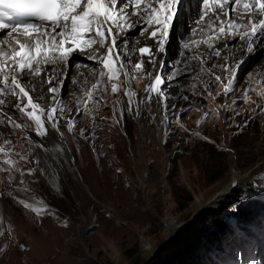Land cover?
I'll return each instance as SVG.
<instances>
[{
    "label": "rangeland",
    "instance_id": "374dc122",
    "mask_svg": "<svg viewBox=\"0 0 264 264\" xmlns=\"http://www.w3.org/2000/svg\"><path fill=\"white\" fill-rule=\"evenodd\" d=\"M181 4L163 52L147 32L141 35L142 23L119 31L128 69L143 63L112 81L117 92L107 74L100 76L106 70L88 58L89 49L57 68L62 83L54 117L76 177L56 164L62 160L49 131L40 136L17 110V98L8 96L9 106L0 110L6 130H0V264H170L178 248L203 232L217 238L211 264H264V35L246 53L250 38L216 39L215 33L219 55H213L189 38L200 12L186 0ZM145 46L154 62L136 51ZM156 75L164 81L162 95L148 103L156 115L145 117L141 129L133 110L141 109ZM52 84L57 87L56 80ZM48 86L39 85L45 89L41 98L33 94L44 113L54 101ZM252 169L239 190L216 198L231 186L234 172L243 178ZM217 218L223 219L222 232L213 233L214 226L206 231ZM173 221L177 227L168 232Z\"/></svg>",
    "mask_w": 264,
    "mask_h": 264
},
{
    "label": "snow or ice",
    "instance_id": "6c2138e0",
    "mask_svg": "<svg viewBox=\"0 0 264 264\" xmlns=\"http://www.w3.org/2000/svg\"><path fill=\"white\" fill-rule=\"evenodd\" d=\"M181 3L182 0H0V95L16 97L17 110L32 120L41 135L46 134L45 121L55 126L53 114L57 109L45 114L25 87L24 76L41 75L42 68L52 66L49 72L44 73V83L51 85L53 80L57 81V87H49V93L55 100L54 94L62 83V74L57 75L55 66L65 63L77 50L82 53L90 49L88 58L98 61L106 70L100 76L107 74L111 90L115 93L118 87L112 81L119 80L121 74L130 76L131 72L141 70L143 63L141 60L131 71L128 69L129 54L121 53L118 48L119 31L131 29L137 22L142 23L141 35L147 32L148 38L154 40L156 47L163 52ZM231 12H236L238 18L232 19ZM133 17L136 18L134 21ZM225 17H228L227 25ZM206 18L211 20L212 30L218 33L216 39L236 35L241 40L250 38L254 42V38L264 35V0H203L197 23H205ZM95 44L99 49L92 48ZM184 48H189V44L185 43ZM136 51L141 57L147 54L154 62L150 47ZM152 79L147 91L162 95L159 86L163 79L160 75ZM216 80L219 81L220 77L217 76ZM92 88L99 90L95 83ZM230 89L229 84L226 91ZM4 103L0 100V105ZM5 118L14 123L10 117Z\"/></svg>",
    "mask_w": 264,
    "mask_h": 264
},
{
    "label": "bare ground",
    "instance_id": "6f19581e",
    "mask_svg": "<svg viewBox=\"0 0 264 264\" xmlns=\"http://www.w3.org/2000/svg\"><path fill=\"white\" fill-rule=\"evenodd\" d=\"M179 7H181L182 8V4L179 6ZM189 7V8H188ZM191 7V5H188L187 6V13H190V15H191V11H192V7ZM229 7V9L231 8V5H229L228 6ZM227 10V9H226ZM193 12V11H192ZM232 14H230L231 15V18L232 19H237L238 17H237V13L236 12H231ZM200 15H201V13H200ZM200 15H199V17H196V18H193L196 22H195V25H194V28H193V34H192V36L191 37H193V38H191V37H189L190 38V40H191V42H192V40L193 41H196V42H198V43H196V45L198 46V47H201V46H203V45H205V47L207 48V50L208 51H210L211 52V54H215V53H217L218 52V50H217V48L215 47V44H214V42H212V36L216 33V32H214L213 30H212V28L214 27L213 25H211V20H209L208 18H206V22L205 23H197V21L199 20V18H200ZM134 18V20L136 19L135 17H133ZM133 20V21H134ZM192 20V19H191ZM227 20H228V17H225L224 18V23H225V25H227ZM241 22H243V21H241ZM138 23V22H137ZM137 23H135V24H137ZM114 31H116L115 29H114ZM124 33V32H123ZM123 33H121V34H118V35H123ZM198 33V34H197ZM120 36V37H121ZM119 37V36H118ZM214 38V37H213ZM224 39V38H223ZM225 41H227L226 39H224ZM203 41H208V43H204ZM229 41V40H228ZM227 41V42H228ZM258 41V40H257ZM257 41H256V43L255 42H252V41H250L249 43H247V45L245 46V48H243V51H246V53H250V52H252L253 51V49H255V46H257L256 44H257ZM209 44H211V47L209 46ZM249 44V45H248ZM225 45V44H224ZM67 46H71V45H67ZM205 49V48H204ZM78 51V50H77ZM88 51H90V49L88 50ZM87 51V52H88ZM229 51H231V50H229ZM75 53V52H74ZM196 53H197V51H196ZM195 53V57H196V54ZM199 53V52H198ZM234 53V52H233ZM198 56V55H197ZM227 57V56H226ZM59 65L60 64H57L55 67H56V69L57 68H59ZM51 67L52 66H47V67H45V68H42V73H41V77H37V76H35V78L33 77L32 79H29L27 76H24L23 78H22V80H23V83H24V85H25V87L27 88V89H29V91H30V94L33 96V94L34 95H36L35 93H37V94H39V97L41 98L42 97V95H43V91L45 90L43 87H39V85H46V83H44V80L46 79V76L44 75V73L45 72H49L50 70H51ZM57 72H58V69H57ZM32 81V82H31ZM27 83H29V85H30V87H27L28 85H27ZM153 83V82H152ZM151 83V84H152ZM151 84H149V85H151ZM48 85V84H47ZM148 85V86H149ZM53 86V84H51L50 86H48L47 88H46V90H47V93H48V95H49V98H51L52 99V95L53 94H51V93H49V87H52ZM148 86H147V88H148ZM35 87V88H34ZM147 88L145 89V95H144V97H143V100H142V103H141V109H139L138 110V108H134V110H133V114L136 116V121L138 122V126H139V128H141L142 129V124H143V120H144V118L146 117V118H149V119H151L152 120V118H154V116L156 115V114H150L149 112H148V108H147V105H148V103H150V102H152V101H155L156 100V98H157V93L156 92H151V93H149L148 91H147ZM45 93V92H44ZM46 95V94H45ZM55 95V100L53 101V105L51 106V107H48V110L45 112V114H47L48 112H50L51 111V109H53L54 108V102L57 100V93H55L54 94ZM8 96H10V95H0V100H4L5 101V103L3 104V105H0V110H3L4 109V107H8L9 106V100L10 99H8ZM128 97H129V100H130V97H131V102L130 103H132L133 101H134V99H133V95H132V93H128ZM35 101V100H34ZM36 103H38L37 101H35ZM156 113L158 114L159 113V108L157 107V109H156ZM55 114V113H54ZM53 114V115H54ZM12 117V116H11ZM12 120H14L15 122H17V123H19L16 119H14L13 117H12ZM152 122H154V127H155V132H156V134H155V136H156V138L158 139V141L160 142V140H159V137H160V134H161V125L159 124V119H156V120H153ZM21 124V123H20ZM22 125V124H21ZM45 127H46V129H47V132L49 131V133H50V135H51V138H53L54 139V144L57 146V153L56 154H58L59 155V157H60V159L62 160V161H56V164L60 167V169L63 171L64 170V166L68 169V172L69 173H71V175H73L74 177H76L75 176V172H74V169L75 168H77L76 167V165H75V161H74V159H73V155H72V153H71V150L69 149V146H68V144H67V142H66V140H65V138H64V136H63V134H62V132L60 131V129H59V127H58V125H56V122H55V126H53V123L52 122H49V121H45ZM0 130H2V131H5L6 132V130L5 129H3L2 127H1V125H0ZM41 131H43V130H41ZM142 131V130H141ZM8 132V131H7ZM40 136H41V134H40V132L38 131L37 132ZM42 137H46L45 135L44 136H42ZM6 140V139H5ZM3 146H4V144H3ZM54 148H56V147H54ZM54 152H56V151H54ZM8 153H12V152H10L9 150H8ZM42 155V154H41ZM263 165H264V162L262 163ZM261 164V165H262ZM254 171H253V169L252 170H250L243 178H238L239 176H237V174H235V172H234V174H233V178H234V180L236 179V180H238V182H240V183H238L233 189H232V187L234 186L233 184H231V186L230 187H227V191H222V193H220V194H217V195H215L216 196V198L217 197H224V196H226V195H229L230 193H234L235 191H237V190H239L241 187L240 186H242V183L244 184V179H246V181L251 177V176H253L254 175ZM248 176V177H247ZM58 178V174L56 175V173H55V175H54V179H50V184L52 185V186H54L57 182V179ZM10 181V180H9ZM11 182V181H10ZM233 182V181H232ZM250 186L252 185L251 183L249 184ZM249 187H247L246 189H248ZM252 188V186L249 188V189H251ZM20 189V188H19ZM232 189V190H231ZM21 191V190H20ZM216 198H213L211 201H210V203L209 204H212L213 202H215V199ZM203 204H205V202L203 201V200H199L198 201V205H203ZM208 204V205H209ZM177 227V222L175 221H173L172 223H169L168 224V232H171V231H174L175 230V228Z\"/></svg>",
    "mask_w": 264,
    "mask_h": 264
},
{
    "label": "trees",
    "instance_id": "16d2710c",
    "mask_svg": "<svg viewBox=\"0 0 264 264\" xmlns=\"http://www.w3.org/2000/svg\"><path fill=\"white\" fill-rule=\"evenodd\" d=\"M212 226L215 227L214 231L212 230V228L214 229ZM223 226V219L217 218L206 227V231H213L216 234L217 232H222ZM203 233L199 235L195 234L178 248L176 251V259L170 264H211L212 257L210 254L215 239L217 238H210L208 233Z\"/></svg>",
    "mask_w": 264,
    "mask_h": 264
},
{
    "label": "water",
    "instance_id": "95a60500",
    "mask_svg": "<svg viewBox=\"0 0 264 264\" xmlns=\"http://www.w3.org/2000/svg\"><path fill=\"white\" fill-rule=\"evenodd\" d=\"M160 140H161V138H160ZM160 145H162V144L160 143ZM237 182H238V180L235 179V180H233L232 184L237 185L238 184Z\"/></svg>",
    "mask_w": 264,
    "mask_h": 264
}]
</instances>
